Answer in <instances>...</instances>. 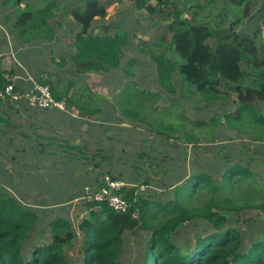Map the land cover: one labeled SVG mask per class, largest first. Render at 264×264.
Listing matches in <instances>:
<instances>
[{
	"label": "rangeland",
	"instance_id": "rangeland-1",
	"mask_svg": "<svg viewBox=\"0 0 264 264\" xmlns=\"http://www.w3.org/2000/svg\"><path fill=\"white\" fill-rule=\"evenodd\" d=\"M84 1L59 0L58 6L67 10L56 11L49 19L53 33L41 38L40 32L22 29L19 36L17 32L12 35L8 28L20 13H34L43 2L0 0V68L5 76L12 84L25 83L21 86L45 81L55 93L79 100L85 111L79 112L76 120L86 127L75 130L71 122L75 119L67 113L72 111L70 107L65 112L45 113L0 105V188L38 217L29 235L30 246L46 238L49 222L57 217L70 220L75 227L87 214L85 195H92L105 177L119 180L126 189L136 188L143 200L154 201L169 199L170 190L193 171L212 174L208 171L211 164L223 168L231 160L264 175V127L226 123L225 115L235 114V92H228L221 81L219 88L228 96L206 100L175 74L170 85H162L149 54L150 50L159 53L161 40L168 42L169 24L174 20L168 14L176 12L181 19L187 17L189 23L213 16V20L206 18L210 25L227 33L231 28L240 37L248 34L259 48L264 28L257 36L253 30L260 26L261 19L264 24L262 0L249 4L250 14L258 13L252 19L240 17L245 6L231 5L229 0L224 1L226 8L219 13L215 6L219 0H176L173 9L160 6L155 14L137 10L133 0H103L113 3L107 7L106 17L96 20L93 32L101 34L104 28L112 36L127 34L126 46L119 55L118 68L103 64V70L91 72L78 67L74 58L79 28L68 9ZM149 3L156 5L154 0ZM19 59L30 73H22L16 62ZM261 111L264 114V109ZM143 182L148 185L143 187ZM241 188L246 189V185L234 193L239 205L249 198V193L242 196ZM254 188L258 191L260 187ZM256 191L250 194V202L259 204L261 195ZM237 215L243 217L242 212ZM147 234H128L119 264H142V244ZM192 235L193 226L189 225L177 237L186 242ZM78 246L74 241V247L65 250L71 264H78Z\"/></svg>",
	"mask_w": 264,
	"mask_h": 264
},
{
	"label": "trees",
	"instance_id": "trees-1",
	"mask_svg": "<svg viewBox=\"0 0 264 264\" xmlns=\"http://www.w3.org/2000/svg\"><path fill=\"white\" fill-rule=\"evenodd\" d=\"M150 1L133 0L137 10L150 14H155L160 6L173 9L177 3L176 0H154L156 5H153ZM224 1L215 4L217 13L226 8ZM229 1L231 5L245 6L240 17L252 19L258 15L250 14L248 7L257 0ZM40 2L43 5L36 12L24 9L16 16L8 28L12 35L17 32L19 36L21 29L40 32L41 38L53 33L49 19L61 10L59 0ZM112 3L85 0L68 8L79 28L74 40V58L78 67L87 72L103 70V64L118 68L119 55L126 46L127 34L112 36L104 28L101 34L93 32L96 20L106 17L107 7ZM163 10L158 11L162 14ZM168 16L174 17L168 28V42L160 41L159 53L149 52L159 82L170 85L175 74L195 88L203 99L216 100L222 95L228 96L219 88L222 81V87L236 94L235 114L225 115L226 123L246 122L252 128L264 127L261 111L264 109V34L257 48L248 34L240 37L231 28L227 33L224 28L210 25V20L215 19L213 16L205 15L196 23H189L187 17L181 19L177 12ZM208 17L211 19L206 20ZM255 28L254 35H260L264 28L262 19ZM132 64L130 60L129 65ZM4 77L0 70V84L7 83ZM246 79L248 84L244 85ZM52 92L54 98L63 99L54 89ZM67 100L70 104L73 102ZM208 171L213 172H191L170 190L169 199L143 200V194H138L136 188L121 189L118 194L129 204L125 212H115L105 203L85 204L87 214L75 227L70 220L58 217L49 222L46 238L33 246L28 242L29 235L35 230L38 217L0 188V264H71L65 250L72 249L74 241L79 242L78 264H119L128 234L137 231L148 232L142 244V264H264V175L231 160L223 168L211 164ZM244 184L242 196L249 193L246 195L249 198L242 199L245 204L239 205L234 193ZM147 185L148 182L142 184ZM254 186L260 187L258 191ZM252 191L261 195L259 204L250 202ZM241 212L243 219L237 215ZM189 225L193 226L191 238L186 237V242L178 240L181 229Z\"/></svg>",
	"mask_w": 264,
	"mask_h": 264
},
{
	"label": "built area",
	"instance_id": "built-area-1",
	"mask_svg": "<svg viewBox=\"0 0 264 264\" xmlns=\"http://www.w3.org/2000/svg\"><path fill=\"white\" fill-rule=\"evenodd\" d=\"M4 79L7 83L0 84V105H25L24 107L32 109L59 110L63 112L67 110L66 101L64 99H55L49 86L46 84L32 82L29 88H25L12 84L7 76ZM101 181L96 186V191L92 195H85L86 202H83L88 204L105 203L115 212H125L129 204L118 194L121 189H124L122 183L119 180H109L106 177ZM110 190L112 191L111 195H109Z\"/></svg>",
	"mask_w": 264,
	"mask_h": 264
},
{
	"label": "crops",
	"instance_id": "crops-1",
	"mask_svg": "<svg viewBox=\"0 0 264 264\" xmlns=\"http://www.w3.org/2000/svg\"><path fill=\"white\" fill-rule=\"evenodd\" d=\"M35 1H38V0H35ZM23 3H25V1L23 2ZM65 6L67 7L68 6V4H65ZM58 8H60V9H62V7H59L58 6ZM69 10H71V9H69ZM59 12V11H58ZM53 60V59H52ZM51 60V61H52ZM17 63H18V65L21 67V68H19V69H21L22 70V73H24V72H27V73H30L27 69H26V67H25V65L23 64V60H20L19 59V61H16ZM0 70H2V68H0ZM10 73V72H9ZM32 74V73H31ZM12 76V73H10V77ZM29 76V75H28ZM12 78H16V76H12ZM29 78H32L33 79V77H30L29 76ZM30 80V79H29ZM17 82H20L19 80H16ZM28 81V80H27ZM43 82H45V81H43ZM20 85L21 84H25V83H19ZM32 84V82H27V84L25 85V86H23V87H28V86H30ZM49 87H50V89L53 91V87H51L50 85H49V83H46ZM63 99L64 100H66V102L68 103L67 104V109L70 107V109L72 110V111H70V112H67L69 115H70V117L71 118H73V119H75L74 121L73 120H71V122H72V127H74V129L76 130L77 129V127H79V129L80 130H82L83 129V127H86V124H83L82 126H80L79 125V121H77L76 119L79 117V116H76V115H74V114H77L78 115V113L80 112V114H81V112H83L82 110H81V107H82V103L79 101V100H77V101H73L72 100V98L71 97H63ZM67 99H70V100H72L73 102L70 104L69 102H68V100ZM12 108H14V109H18V110H28V111H30V112H33V110H37L38 111V109H31V108H27L26 109V107H13L12 106ZM11 108V109H12ZM41 112H45V113H47L46 111H43V110H40ZM57 111V110H56ZM68 122H69V120H68ZM71 127V126H70ZM86 184H87V182H86ZM85 186H87V185H85ZM81 208H83L82 206H81ZM79 210V213H81V209L79 208L78 209ZM85 217V216H84ZM58 218V217H57ZM79 222V221H78ZM77 222V223H78Z\"/></svg>",
	"mask_w": 264,
	"mask_h": 264
},
{
	"label": "clouds",
	"instance_id": "clouds-1",
	"mask_svg": "<svg viewBox=\"0 0 264 264\" xmlns=\"http://www.w3.org/2000/svg\"><path fill=\"white\" fill-rule=\"evenodd\" d=\"M8 79H10L9 77H8ZM11 80V79H10ZM37 83H39V84H44V83H41V82H37ZM46 84V83H45ZM32 85V84H31ZM30 85V86H31ZM47 85V84H46ZM21 86V85H20ZM30 86H28V87H25V88H29ZM50 88V87H49ZM51 90V89H50ZM51 92H52V90H51ZM52 94H53V92H52ZM54 96V95H53ZM56 99V98H55ZM57 100H60V99H57ZM66 101V100H65ZM7 105H9V104H7ZM10 106H14V105H10ZM66 106H67V103H66ZM15 107H24V106H22V105H19V106H15ZM26 108H28V107H26ZM32 109V108H31ZM38 110H40V109H38ZM43 111H50V110H43ZM66 111H68V110H66ZM71 113V112H70ZM74 115H76L77 116V114H74Z\"/></svg>",
	"mask_w": 264,
	"mask_h": 264
},
{
	"label": "water",
	"instance_id": "water-1",
	"mask_svg": "<svg viewBox=\"0 0 264 264\" xmlns=\"http://www.w3.org/2000/svg\"><path fill=\"white\" fill-rule=\"evenodd\" d=\"M22 1H26V0H16V2L19 4L20 2H22ZM112 194V191L110 190L109 191V195H111Z\"/></svg>",
	"mask_w": 264,
	"mask_h": 264
}]
</instances>
